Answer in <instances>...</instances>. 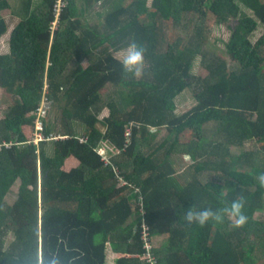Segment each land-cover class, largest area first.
<instances>
[{"label": "trees", "instance_id": "16d2710c", "mask_svg": "<svg viewBox=\"0 0 264 264\" xmlns=\"http://www.w3.org/2000/svg\"><path fill=\"white\" fill-rule=\"evenodd\" d=\"M58 1L19 7L10 51L0 53V89L14 98L0 120V264H49L52 256L62 264H107L109 247L117 264L261 261L264 219L255 213L264 208L256 179L264 173V32L255 41L252 34L264 25V0H64L59 12ZM99 2L105 19L91 25L85 17ZM10 7L0 0V11ZM212 17L230 29L232 64L212 54L200 77L193 66L208 56ZM8 29L0 17V39ZM132 40L146 49L139 77L125 74L115 54ZM108 85L118 90L99 118ZM188 88L196 103L178 114L177 97ZM45 97L59 105L63 130L54 138L43 119L46 139L36 143ZM74 121L84 125L82 136ZM153 129L166 130L157 144ZM248 142L256 144L232 152ZM179 154L192 159L187 182L175 177ZM208 170L215 174L202 181ZM240 197L243 227L227 217L203 227L183 217L191 206L215 210ZM166 235L156 246L155 236Z\"/></svg>", "mask_w": 264, "mask_h": 264}, {"label": "rangeland", "instance_id": "374dc122", "mask_svg": "<svg viewBox=\"0 0 264 264\" xmlns=\"http://www.w3.org/2000/svg\"><path fill=\"white\" fill-rule=\"evenodd\" d=\"M152 1V0H150ZM11 7L5 10L0 11V17H5L8 23V31L6 34H4L0 39V53H7L10 51V36L13 28L16 26V24L19 22L21 15L16 14L15 11L18 10L19 7H25L26 3H28V0H10ZM41 0H31V10L36 9L38 5H40ZM64 4V0L58 1V9ZM106 6H103L100 2L98 3V6H94L93 9H89L87 13V17H85L89 24L93 25L99 21H104V16H100L99 14H103L106 11ZM59 16V15H58ZM60 17V16H59ZM59 17L53 22V29L57 28L58 26V19ZM166 29L168 31L171 30V27L168 28L166 25ZM206 32L208 34L209 41L211 42V48L209 49L207 58L203 59V57L199 56L194 63L193 66V73L196 76L200 77H206L209 73V70L205 65H207L212 58H214L213 55H217L220 57H223L224 59H227V61L232 64L229 55L226 52L225 44L228 41L230 37V29L227 26V24L222 23L218 21L215 18H210L208 20L206 25ZM264 32V25L260 24L258 29L252 34V40H257L262 33ZM117 57L121 56V51L115 53ZM216 57V56H215ZM83 64L87 65L89 64L88 60H83ZM76 66V61L72 62L70 64V69H73V67ZM48 84H46V88H48ZM108 93L104 95V102L101 103L99 107V118H103L109 114L108 106L106 105V102L108 99H110L111 95H113L116 92L117 88L112 87L111 85H108ZM118 90V89H117ZM44 104L42 106L43 113H42V121L43 119H48V121L51 122V128L54 135V138H60L62 135L61 131L63 130V122H62V112L58 104L53 103L52 101H48L47 98H44ZM13 96L6 93L3 89H0V120L7 114L9 111L10 106L13 104ZM196 103V100L194 98V92L193 88L185 89L176 100V112L178 114H182L186 111H188L194 104ZM45 122V121H44ZM74 125L76 127V131L79 132V136H82V132L84 130V125L79 121H74ZM44 126V125H43ZM98 126L105 131V128L102 126L101 123H98ZM153 132L156 131V129L152 130ZM154 134V143L157 144L158 142L162 141L163 137L166 136V130L162 129L159 132H155ZM53 139V137L51 138ZM36 143L37 137H35V131H34V139ZM256 143L254 142H248L243 147H237L233 146L231 147L233 153H241L244 149H248L251 147H254ZM99 153L102 155L103 159L108 160L110 157V149L107 147L106 144L100 145L98 148ZM176 156V155H175ZM179 157L178 163H177V173L175 177L181 181V182H187L191 178L190 173V166L192 164V159L189 155L179 154L177 155ZM215 173H212V171L208 170L201 174L200 178L202 181H207V179L210 178V176L213 177ZM218 178V177H217ZM219 179V178H218ZM20 185V180L16 181V183L12 186L10 192L6 196V201L8 203H13L18 195V189ZM41 213V211H40ZM256 218L258 219H264V208L259 209L255 213ZM166 236H155V245L159 246L161 245ZM13 239V234H9L7 237V242L9 243ZM257 264H264V258L261 259V261H258Z\"/></svg>", "mask_w": 264, "mask_h": 264}, {"label": "clouds", "instance_id": "9594fccd", "mask_svg": "<svg viewBox=\"0 0 264 264\" xmlns=\"http://www.w3.org/2000/svg\"><path fill=\"white\" fill-rule=\"evenodd\" d=\"M145 52L146 49L135 40L129 42L126 48L121 50V56L119 57V63L122 65L123 72L125 74L130 73L135 77L141 76L146 65ZM256 179L259 185L264 187V173H260ZM244 206V199L240 197L231 202H225L223 207L215 210L212 208L195 210L191 206L184 211L183 217L188 224H198L201 227L205 226L210 220L222 223L225 217H227L232 222L233 227L240 228L247 222ZM49 264H62V262L58 256H52L49 258Z\"/></svg>", "mask_w": 264, "mask_h": 264}, {"label": "built area", "instance_id": "2783aa9c", "mask_svg": "<svg viewBox=\"0 0 264 264\" xmlns=\"http://www.w3.org/2000/svg\"><path fill=\"white\" fill-rule=\"evenodd\" d=\"M56 10L59 12L60 11V8L58 9V4H57V8ZM43 108L40 107L39 110H38V117H37V120H36V131H35V137H37V141H41V140H44L46 139L45 137V134L43 133V130H44V126H43V121H42V113H43ZM37 142V143H38ZM143 239L144 241H146V247L148 249V253L147 255L149 256V260H153V257L151 255V250H152V243L150 242V238H149V233L147 232V230H144V234H143Z\"/></svg>", "mask_w": 264, "mask_h": 264}, {"label": "crops", "instance_id": "0c3cea01", "mask_svg": "<svg viewBox=\"0 0 264 264\" xmlns=\"http://www.w3.org/2000/svg\"><path fill=\"white\" fill-rule=\"evenodd\" d=\"M107 264H117V253L111 247L107 253Z\"/></svg>", "mask_w": 264, "mask_h": 264}]
</instances>
